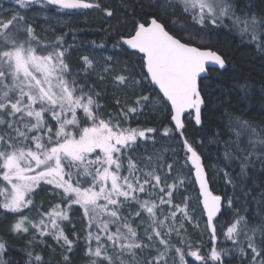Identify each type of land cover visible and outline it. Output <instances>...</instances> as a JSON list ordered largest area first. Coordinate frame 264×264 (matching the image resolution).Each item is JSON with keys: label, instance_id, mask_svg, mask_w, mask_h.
Segmentation results:
<instances>
[{"label": "snow or ice", "instance_id": "snow-or-ice-1", "mask_svg": "<svg viewBox=\"0 0 264 264\" xmlns=\"http://www.w3.org/2000/svg\"><path fill=\"white\" fill-rule=\"evenodd\" d=\"M10 3L0 8V217L7 227L0 234V264H51L36 250L55 251L47 238L61 249L59 264H72L81 240L85 264H189L186 257L195 264H233L237 258L264 264V110L260 119L251 117L247 84L233 103L212 83L213 73L229 70L227 56L215 48L218 29L264 53V0H121L119 7L110 0ZM33 10L57 16L55 26L43 17L49 27L42 32L65 27L60 15L99 11L119 52L100 60L82 55L73 71L68 33L43 41L36 18L27 15ZM119 53L136 57L140 70L127 61L117 67ZM96 80L128 89L135 99L119 107L117 98L118 110L105 113ZM138 86L152 91L136 94ZM145 109L163 112L167 125L133 127ZM213 115L215 127L204 139L190 140L188 124L203 132ZM158 135L177 139L183 155L169 160V151L178 154L156 149ZM205 146L215 147L212 176H223L231 196L209 189L199 150ZM197 185L194 197L189 188ZM40 192L59 202L38 206ZM74 206L84 227L78 233L72 224L69 238L63 224L71 223ZM25 210L37 211L38 218ZM225 214L232 219L224 240L232 247L218 245L215 222ZM202 218L211 242L207 254L200 241L193 246L186 227H199ZM5 236L24 241L16 249L19 260L10 257Z\"/></svg>", "mask_w": 264, "mask_h": 264}, {"label": "trees", "instance_id": "trees-1", "mask_svg": "<svg viewBox=\"0 0 264 264\" xmlns=\"http://www.w3.org/2000/svg\"><path fill=\"white\" fill-rule=\"evenodd\" d=\"M102 2L108 3L109 0H102ZM110 2L119 7L121 0H110ZM11 6H13V3H10V0H0V8L6 9L7 7ZM33 13L41 12L39 10H33L28 12L27 15L29 17L36 18L32 22L39 25V27H37V34L43 41L51 42L56 38L57 35H62L64 32L68 33V35L65 36V40L68 42V44H72L73 47L69 50L67 60L73 66V71H76V65L82 55H88L95 58L93 55H103L104 57L119 52V50L112 48L113 40L108 34L109 25L107 23L102 24V21L105 18L103 13L99 11L80 10L79 14L68 15L70 19L67 26L63 27L62 29L58 28L55 32H42L41 28H48L49 25L44 21V16H41L40 14H38V16H33ZM48 14L53 15L54 13ZM51 23L53 26L56 25L52 18ZM73 33H75L76 36L75 41H73L72 38ZM217 34L215 48L227 56L229 61V70L218 77L216 73H213V76L216 78L212 81V83L214 85L218 84L221 87V90L228 94L225 96V99L231 97L233 103H235L237 98L243 95V90L241 89L240 85L247 84L249 95L252 96V100L249 102V107L254 109L251 112V117L254 119H260V112L264 110V105L261 104V96L264 95V53L258 52L254 45L242 42L238 35L230 33L227 29H218ZM93 41H95L97 45L101 43L105 44L106 48L100 49L94 46L92 44ZM116 58L120 60L118 67L127 61L129 68L137 72L140 70L136 57H132L131 60H128L124 53H119ZM93 79H95V77H93ZM96 87L98 91L102 92L101 103L105 106V113H114L118 110L115 100L117 94L122 93L125 97L124 102H121L119 107H122L125 103H131L135 99V96L128 89H117L111 85L110 81L100 82L99 80H96ZM105 88H107L106 93H104ZM135 91L136 94H147L152 91V88L151 86H138ZM216 115H213L209 121H206L208 128L203 132L200 131L194 125V123H189L187 128L188 138L194 142L204 139V137L207 135V132L215 127ZM131 123L133 127H153L157 129L160 128L161 123L167 125L165 114L163 112H156L151 109H145L144 114L135 117ZM156 141V149L161 151L165 149H174L178 154V156L173 157L171 155V151H169V160L175 158L178 159L183 155L182 147L177 139L162 138L158 135L156 136ZM199 150L204 153V163L209 176L211 177L209 183L213 193L217 195L226 194L231 196L233 194L232 189L230 186L225 187L223 176H212V166L216 163L215 147L205 146ZM137 154H142V152ZM190 179L193 178L190 177ZM189 192H191L195 197L197 194L196 186L189 188ZM42 201L44 202V208L49 207L50 201L51 203L59 202L58 198L51 197L47 192H40L36 197V203L38 206ZM193 203L195 204V201H193ZM26 214L30 215L32 218H35L38 213L37 211L33 210L31 212L26 211ZM69 215L71 218V223L64 222L63 226L66 233L69 235V238H74L72 235V224H75L76 226L75 231L80 233L84 227V222L82 220V213L78 210V206H74ZM4 219V217H0V234L5 233L7 230ZM7 219L11 220L12 216L8 215ZM204 219L205 218L198 220L199 227H194L193 225H186V227L193 246L195 247L196 242L200 241L202 253L207 254L211 248V242L209 238V232L207 228L205 229L206 226L204 225ZM231 219L232 218L229 215L225 214L215 222L219 246L232 247L231 242L225 241L223 235ZM5 239L8 240L10 247L13 249V251L9 253L10 257L15 260H19L21 258L22 252H18L16 249H22L24 247V241L11 236H5ZM47 244L52 245L55 251H51L46 246H38L36 250L42 252L46 260H51V264H59L61 260V249L55 245L51 238H47ZM143 256H148V253L145 252ZM186 259H188L189 264H195L191 257H186ZM71 260L72 264H85L84 245L82 240L71 254ZM233 264H242V262L239 260V258H237L236 260H233ZM244 264H246V262H244Z\"/></svg>", "mask_w": 264, "mask_h": 264}, {"label": "rangeland", "instance_id": "rangeland-1", "mask_svg": "<svg viewBox=\"0 0 264 264\" xmlns=\"http://www.w3.org/2000/svg\"><path fill=\"white\" fill-rule=\"evenodd\" d=\"M11 7H13V6H11ZM11 7H7L6 9H9V8H11ZM38 14H40L41 16H49V17H51L52 19H53V21H54V23L56 24V22H57V16H56V14H48V13H33L32 15L33 16H38ZM69 19H70V17L69 16H63V15H60L59 16V23L61 24V25H65V26H67V24H68V21H69ZM93 56H95V59L96 60H100L101 59V57H103V55H93ZM100 57V58H99ZM105 57V56H104ZM91 58H93V57H91ZM119 65H117V67H118ZM117 98L120 100V102H124V99H125V97L123 96V94L122 93H120V94H117L116 95V97H115V100H117ZM176 159V158H175ZM193 178V177H192ZM194 204V203H193ZM25 211H27V210H25ZM35 218H38V214L36 215V217ZM205 220V219H204ZM204 225L206 226V224H205V222H204ZM205 229H206V227H205ZM191 263V262H190Z\"/></svg>", "mask_w": 264, "mask_h": 264}, {"label": "water", "instance_id": "water-1", "mask_svg": "<svg viewBox=\"0 0 264 264\" xmlns=\"http://www.w3.org/2000/svg\"><path fill=\"white\" fill-rule=\"evenodd\" d=\"M193 179H194V175H193ZM196 188H197V192H198V185L196 186ZM209 189L211 190V188H210V183H209ZM212 191V190H211ZM206 219V218H205ZM207 228V227H206ZM209 232V231H208Z\"/></svg>", "mask_w": 264, "mask_h": 264}]
</instances>
